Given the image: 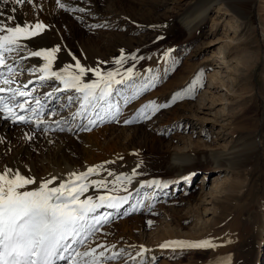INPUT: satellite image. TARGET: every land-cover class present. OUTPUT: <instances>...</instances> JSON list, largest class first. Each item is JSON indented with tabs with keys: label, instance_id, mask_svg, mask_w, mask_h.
<instances>
[{
	"label": "rangeland",
	"instance_id": "374dc122",
	"mask_svg": "<svg viewBox=\"0 0 264 264\" xmlns=\"http://www.w3.org/2000/svg\"><path fill=\"white\" fill-rule=\"evenodd\" d=\"M121 1H124L123 15L127 17L126 22L113 21L111 26L96 27L98 30L86 29L83 33L84 43L93 41L100 44V51L91 49L90 45L80 47L74 43L80 61L86 65L94 64L97 69L100 67L97 64L99 60L105 65L104 68H119L123 71L140 65L143 66L141 69H146L144 78L132 83V92L118 108L119 112L115 110L116 118L109 121L101 119L99 133L103 135L108 129L119 133L122 144L136 132L134 142L149 139L148 143L145 142L146 150L154 155L184 148L191 142L229 147L239 137L257 140L261 147L253 153L249 163L225 169L218 174L224 177L219 187L222 192L214 193L213 196L209 192L214 185V178L218 176L216 172L201 168L193 173L192 181L186 179L190 173H185L180 176L176 186L170 184L163 190L162 184L170 180L172 175L167 173L166 164L160 166L153 177L159 178L161 185L147 187L145 193L135 198L137 204L131 211L126 206L122 209L125 214L122 219H129L128 232L120 233L117 222L121 218L112 217L110 212L114 209L105 206L99 208L98 213L108 216V222L98 225L99 231L89 236L83 245L77 244L75 247L79 251L92 249L98 245L96 240L117 238L124 247L115 251L121 253L123 250L119 259L109 261L115 264H209L211 249L215 247L158 248L156 253L148 251V247L153 239L162 242L177 241L176 238L188 242L210 240L221 227L210 229V221H215L223 213L237 220L240 216L242 220L247 217L248 210L245 209L244 215L241 209L249 207L251 203L257 209L256 201L264 197V11H259L263 3L257 2L252 11L233 20L229 18L230 14L220 13L216 5L198 30L189 35L180 22L181 17L190 11L192 0ZM91 4L104 9L109 2L80 0L78 9ZM172 19L177 28L173 27V31H169L160 21L169 23ZM232 22H237L238 27H232ZM101 29L104 31L102 34L113 39L110 44L99 43ZM65 31L71 35L67 25ZM110 51L114 56L109 54ZM133 56L136 59H132ZM118 60L122 62L117 63ZM69 91L65 89L63 93L68 95ZM62 96L58 95L56 101ZM153 103L167 104L168 107H161L152 114ZM142 112L150 119L142 118ZM53 118L50 117L51 120ZM7 119L13 124L11 135L17 141V146L29 144L36 155L45 141L36 138L39 132L36 125L17 123L11 117ZM129 120L133 122L127 123ZM54 124L59 126L56 122ZM60 126L55 130L67 139V130L60 131ZM81 135L77 134L76 144L72 148H83ZM29 136L32 139H28ZM12 143V140L6 141L3 146L7 148ZM204 173L207 175L205 178ZM204 192L208 194L206 197L210 203L200 202L199 197ZM207 207H211L214 212L206 215ZM168 227L183 232L182 236H174L175 239L163 236L162 239L161 233ZM249 231L243 229L241 240L231 249L221 252H226L222 264H264V234L260 237L251 229ZM156 235L161 239L156 238ZM135 243H140L147 251L138 255L143 248L134 253Z\"/></svg>",
	"mask_w": 264,
	"mask_h": 264
},
{
	"label": "bare ground",
	"instance_id": "6f19581e",
	"mask_svg": "<svg viewBox=\"0 0 264 264\" xmlns=\"http://www.w3.org/2000/svg\"><path fill=\"white\" fill-rule=\"evenodd\" d=\"M108 2L109 4L104 9H101L102 7L100 8L97 4L85 5L86 7L84 9H78V7L81 6H79L80 0H59V3L65 4V8H60L57 0H32V3H24L23 5H15L11 2L8 4L0 3V12L4 14L0 16V21L9 26H15L16 24L20 26H24L25 24L34 25L35 23H42L46 26L45 30L38 36L22 37L20 39L19 43L23 46V51L19 54L16 52L6 54L7 64L11 65L16 70L14 74L10 75L6 67L0 68V72H3L6 77L13 81L11 85L0 84V87H10L12 89L19 88L21 91L31 93V95L27 97H17V102L24 104L23 109L27 111H21V108L14 107V112L17 116L23 115L27 118L32 116L31 109L36 108L37 113L41 115V119L44 121L39 128L38 134L36 133V138L38 137V139L45 141L42 148H40V150L38 149L36 155H34V149H32L29 144L17 146V141L11 135L13 124L7 119L8 113L0 111V142H2V144L0 143V171H3L5 168L12 169L13 171L18 170L22 175L34 177L37 181L46 180L51 177H59L62 179H58L56 184L52 185L58 186L59 183L66 181L69 174L72 172H86L90 167L95 168V173L90 174L86 181V183L89 184V190L84 193L81 199H86L91 196L94 200L98 201L99 196L123 197L124 200L120 202L118 208H109L107 206L106 208L114 209V211L110 212L112 217L115 219L121 218V220L117 222V228H121L120 233H124L125 231L128 232L130 227L128 225L129 219H122V216L125 215L122 209L126 206V208L131 211L137 204V199L135 198H139L142 193H145L149 185H157L151 184L152 181H161L159 178L153 177V174L158 171L160 166L166 164L167 173L172 175L171 179L164 183L167 187H162L163 190H166V188L170 187V184L176 186L180 176L188 172L190 174L186 179L192 181L193 173L201 168L208 169L207 172H216V175H218L225 169H234L242 164H247L250 162L253 153L259 150L261 144L260 142L258 143L257 140L249 141L247 137H239V139H236L234 144L229 147H223V145L219 146V144L212 146L211 144L202 142H191L190 145L184 148L172 149L171 151L167 150L166 153L162 154H156L155 152L156 155H154V153L151 154L149 150H146L147 146L145 144L150 141L149 139H144V141L141 139L140 142H134V139L137 138L136 132L131 135L129 140H126L127 142L122 144L119 133H115L111 130L108 131V129L107 133L101 135L99 133L100 126L98 125L101 119L105 118L108 121L111 120L113 115H115V110L122 106L124 99L129 98L132 92V83H137L145 76L146 69H141L143 66L140 67V65L131 69L132 76L129 78V70L122 71L119 68L112 67L104 68L105 65L102 64L101 60L98 62L96 61L100 66L98 69L101 71L102 75H107L108 72L117 73V75H115V80H123L124 82L122 84H113L114 91L107 102L101 101L100 104L94 108L89 106L87 111L83 112L82 116L73 119L72 114L81 111L80 105L83 103V94L76 92L74 89H70L68 95L67 93H63L65 90L64 84L55 77L41 80L40 77L44 75V73L41 72L40 69H42L47 62L43 57H34L29 53L59 48L51 66V70L55 72L63 73L64 69L71 65L72 67L69 68V71L79 74L78 69L75 68L77 60L88 69H97L94 64L86 65L80 61L78 56L79 53L75 50L74 43L78 44L80 47H88V45H90L91 49L100 51V44L93 41L87 44L84 43L83 33L85 30L98 28V26L103 28L109 24L111 26V22L113 21H127V17L123 15L125 13L124 1L108 0ZM257 2L263 3V5L259 6V11L263 12L264 0H192L190 11L188 10L187 14L181 17L180 23L189 35L194 34V32L198 30L200 24L209 17L210 12L213 11L216 5H218L219 10L222 11H220V13L230 14L229 18L233 20L238 19L237 16L252 11V8ZM13 7L17 9L15 12L11 11ZM9 16H13L15 19L9 20ZM160 22H163L165 24L164 26L169 28V31H173L171 29L173 27L177 28V24L173 19L169 21V23L163 20ZM66 25L71 35H67V31H65ZM232 27L237 28V22H232ZM102 31L101 29V34L98 36L99 43L110 44L113 39L102 34ZM2 34L5 33H0V35ZM118 37L120 39L122 38L120 35H118ZM128 39L131 38L128 37ZM109 54L114 56L111 51ZM152 55L153 53L151 56ZM13 57H15V59H13ZM98 79L95 73L91 71L87 72L82 77L84 83H92ZM49 93H51V95H49ZM61 94H63V96L57 102L56 98ZM0 95L8 97L11 93L4 92L0 93ZM70 96L73 98V102L77 100L76 103L73 104L72 102L69 104L68 97ZM37 99L40 100L43 109L40 108V105L36 104ZM25 100L29 103H24ZM109 106H111L110 111ZM52 112L57 113V115H52ZM50 117L54 118L51 120ZM90 119L93 120L94 123L90 124ZM57 121L60 122L59 126L62 125V127L67 130V139H64V137L55 130V128L59 127L54 124ZM32 123L36 125L35 119H33ZM97 125L99 127H97ZM69 128H71V131L68 130ZM45 129L47 130L43 133ZM80 133H82L83 148L77 150L72 148V146L74 147L76 144L75 137ZM10 140L14 143L9 144L7 148L3 146L6 141ZM59 142H61V144ZM109 173H112V175H109ZM148 175H151V177ZM124 177L130 178L131 182L129 183ZM205 177H207L206 174L204 175V178ZM223 178L222 175H218L214 178V185L209 194L213 196L214 193L222 192V188L219 187H221L220 183L224 182V180H222ZM216 179H219V181H215ZM101 180L105 182L102 186L92 183V181ZM161 183L162 182H159L160 185ZM36 187L37 185H28L27 190H33ZM207 195L208 194L205 192L204 194L202 193V197H199L200 202L210 203L206 197ZM199 198L197 199L199 200ZM256 204H258L257 209L254 208L255 205H253V203L248 205L249 207L246 206L241 209L244 210L243 214L248 210L247 217H244L242 220L240 216H238L239 220H237L232 217L228 218V215L223 213L222 216H216L217 218L215 221L209 222L208 226L210 229L211 227L216 228L217 226H221L218 227V231L210 238V241L217 246L211 249L212 259L209 264L223 263L226 252L223 254H221V252H223V250L226 251V249H231L236 242L241 240L243 229L248 232H250L249 230L251 229L260 237L264 234V197H262L260 201L257 200ZM211 209V207L205 208L206 215L214 212L211 211ZM95 215L101 216L98 210ZM231 218L232 221L229 222ZM207 220L209 221V218ZM175 229L176 228L173 229L170 227L166 228L161 233L163 234L161 238L164 239L163 236L170 237V239L171 237L174 238V236L181 237L183 232L178 230L175 231ZM156 238L160 237L156 235ZM108 239V241H106L107 239L96 240L98 244L97 247H95L97 254H99V252H104L105 256H109L115 251L118 252L122 246L124 247L117 238ZM176 240L182 241V239L177 238ZM165 242L167 241L162 242V240L159 241L158 239L151 240L148 251H155L156 253L157 249L161 248L160 245ZM113 245H115L114 248ZM135 247L134 253L143 248L145 249L144 246L142 248L140 243H135ZM90 250L91 249L81 250V252ZM78 259L80 260V264H85L86 258L81 257ZM105 264L115 263L107 261Z\"/></svg>",
	"mask_w": 264,
	"mask_h": 264
},
{
	"label": "snow or ice",
	"instance_id": "6c2138e0",
	"mask_svg": "<svg viewBox=\"0 0 264 264\" xmlns=\"http://www.w3.org/2000/svg\"><path fill=\"white\" fill-rule=\"evenodd\" d=\"M10 2L15 5H23L24 3H32V0H0V3L3 4ZM57 2L59 3V0ZM59 6L60 8L66 7L63 3H59ZM16 10L15 7L11 9L12 12ZM3 15V12H0V16ZM8 19L14 20L15 17L9 16ZM45 27L42 23L9 26L0 21V33H5L0 35V68L6 67L10 75L14 74L16 70L7 64L6 54L13 52L19 54L23 51V46L19 43L20 39L38 36L45 30ZM58 51L59 48H55L33 51L29 54L34 57H43L47 62L40 69L44 73L40 77L41 80L55 77L63 82L65 89H74L83 94V103L80 105L81 111L73 113V119L82 116L89 106L94 108L101 101L107 102L114 91L113 84L124 82L123 80H115L117 73L108 72L107 75H102L99 69H88L78 60L75 68L78 69L79 74L69 71L71 65L67 66L63 73L52 71V62ZM132 59H136V57L133 56ZM121 62L120 60L117 61V63ZM89 71L94 72L99 79L92 83H84L82 77ZM128 75L131 78V70H129ZM12 83L11 79L0 72V84L11 85ZM4 92H9L11 95L8 97L0 95V111L7 112L8 117L17 123H32L35 119L36 128L39 129L44 121L41 119V115L37 113L36 108L31 109L32 116L27 118L23 115L17 116L14 112V107L24 108V104L17 102V97H27L31 93L21 91L19 88L0 87V93ZM68 102L69 104L73 102L71 96L68 97ZM24 103L29 102L25 100ZM36 104L43 109L40 100L37 99ZM161 107H168V105L153 103L151 105L152 114L159 111ZM110 108L111 106H109V111ZM116 111L118 113L119 109ZM51 114L57 115L55 112ZM141 117L150 119V116L143 112ZM112 118L115 119V115ZM126 122L132 123L133 121ZM56 123L59 125L60 122L57 121ZM89 123L92 124L94 121L90 119ZM59 130L64 131L65 129L60 127ZM68 130L71 131V128ZM28 139H32V137L29 136ZM95 171V168L90 167L86 172H72L68 179L59 183L58 186L52 185H55L58 179H62L59 177L37 181L34 177L22 175L18 170L13 171L5 168L0 171V264H60V262L80 264L78 258L81 257L86 258L85 264H105L107 261L119 259L123 250L121 253L113 252L112 255L105 256L104 252L97 254L96 248L81 252L74 247L77 244L83 245L89 236L99 231L98 225L108 222V216L95 215L99 208L105 206L118 208L120 202L124 200L123 197L112 196H99L98 201L91 196L81 199L84 193L89 190V184L86 181L89 175ZM124 179L129 183L131 182L128 177H124ZM92 183L105 184L103 180L92 181ZM151 184L159 186L157 181H152ZM28 185H37V187L33 190H27ZM162 186L167 187L166 184ZM216 246L210 240L201 242L168 241L160 245L163 249L170 247L205 249ZM114 247L115 245H113ZM146 251L147 249H143L139 255H143Z\"/></svg>",
	"mask_w": 264,
	"mask_h": 264
}]
</instances>
